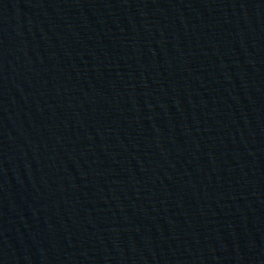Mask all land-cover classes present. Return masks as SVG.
I'll return each instance as SVG.
<instances>
[{"label":"water","instance_id":"obj_1","mask_svg":"<svg viewBox=\"0 0 264 264\" xmlns=\"http://www.w3.org/2000/svg\"><path fill=\"white\" fill-rule=\"evenodd\" d=\"M0 264H264V0H0Z\"/></svg>","mask_w":264,"mask_h":264}]
</instances>
